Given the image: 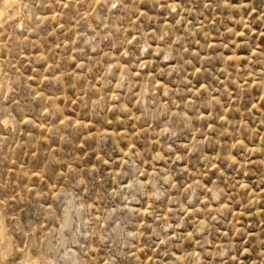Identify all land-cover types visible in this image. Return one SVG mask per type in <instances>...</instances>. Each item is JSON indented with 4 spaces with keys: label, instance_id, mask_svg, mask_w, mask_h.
<instances>
[{
    "label": "rangeland",
    "instance_id": "1",
    "mask_svg": "<svg viewBox=\"0 0 264 264\" xmlns=\"http://www.w3.org/2000/svg\"><path fill=\"white\" fill-rule=\"evenodd\" d=\"M18 1L0 239L59 264H259L264 0Z\"/></svg>",
    "mask_w": 264,
    "mask_h": 264
},
{
    "label": "clouds",
    "instance_id": "2",
    "mask_svg": "<svg viewBox=\"0 0 264 264\" xmlns=\"http://www.w3.org/2000/svg\"><path fill=\"white\" fill-rule=\"evenodd\" d=\"M3 6L6 12L11 7L7 2ZM112 7H115V4ZM6 232L7 229H5L3 238L0 239V264H59V261L55 257L47 260L40 257L38 261L28 259L27 255L30 245L25 244L24 247H20ZM256 258L259 264H264V255H257ZM247 259H252V257H247Z\"/></svg>",
    "mask_w": 264,
    "mask_h": 264
},
{
    "label": "bare ground",
    "instance_id": "3",
    "mask_svg": "<svg viewBox=\"0 0 264 264\" xmlns=\"http://www.w3.org/2000/svg\"><path fill=\"white\" fill-rule=\"evenodd\" d=\"M7 2L8 4H10L11 6H17L19 3L18 0H4L3 4H2V7L0 8V17H2V15L4 14L5 12V9H4V3ZM18 10V9H17ZM6 14V13H5ZM10 16V15H9ZM7 16V17H9ZM11 17V16H10ZM1 26V24H0ZM1 228V227H0ZM2 230V228L0 229V231ZM1 236V235H0Z\"/></svg>",
    "mask_w": 264,
    "mask_h": 264
}]
</instances>
